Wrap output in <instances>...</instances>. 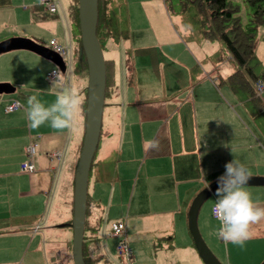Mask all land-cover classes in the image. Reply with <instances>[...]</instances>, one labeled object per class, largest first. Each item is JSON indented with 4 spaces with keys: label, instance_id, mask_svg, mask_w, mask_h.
<instances>
[{
    "label": "crops",
    "instance_id": "1",
    "mask_svg": "<svg viewBox=\"0 0 264 264\" xmlns=\"http://www.w3.org/2000/svg\"><path fill=\"white\" fill-rule=\"evenodd\" d=\"M61 1L56 0L58 11L53 15L37 0H0V42L23 37L46 47L48 40L54 39L63 46L59 33H54L66 26L72 38L71 26L75 24L70 23L69 0L67 6ZM105 7L109 38L118 36L121 53L131 69L127 70L129 83L123 97L111 94L102 109L99 136L105 140L103 146L120 158L108 187L107 209L114 207L124 221L123 230L137 264H202L187 226L193 197L222 176L225 165L234 159L243 163L251 176L264 175V170L259 172L249 161L263 150L235 107L251 101L240 102L243 98L237 92L243 88L233 80V72L225 78L211 75L213 63L203 61L201 50L181 38L178 30L183 24H173L166 0H106ZM73 40L76 48V36ZM210 44L211 50L221 49L220 43ZM54 71L55 64L30 49L0 52V83L12 88L0 97V264H60V247L68 239L67 229L71 232L67 223L81 144L72 134L79 130L80 119L71 129L59 131L48 124L32 129L26 118L30 96L36 95L46 105L55 101L54 91L49 90L53 80L46 79ZM80 74L79 83L73 82L83 100L85 74ZM219 79L228 85L226 91L219 87ZM71 82L67 75L60 83L70 87ZM11 100L19 107L4 112ZM80 114L83 116V107ZM151 140L158 146L151 147ZM31 142L36 144L33 170L25 172L21 166L25 147ZM53 152H58L59 158H52ZM105 160L106 154L100 153L96 162L103 164ZM92 186L95 190L96 182ZM245 189L264 206V184L245 185ZM114 191L118 198L129 197V201L115 203ZM94 195V191L91 195L86 192L89 202L83 234L88 228L91 236L102 209ZM210 212L199 214L198 220L196 215L198 232L222 264H239L229 261L228 249L235 245L218 240V221ZM251 231L253 236L245 245L263 241L254 262L260 264L264 258V220L252 225ZM157 242L163 243V253L150 254L149 246L154 249ZM83 246L91 264L106 263L104 250L90 254L85 240ZM233 255L237 258L239 253L234 251Z\"/></svg>",
    "mask_w": 264,
    "mask_h": 264
},
{
    "label": "rangeland",
    "instance_id": "2",
    "mask_svg": "<svg viewBox=\"0 0 264 264\" xmlns=\"http://www.w3.org/2000/svg\"><path fill=\"white\" fill-rule=\"evenodd\" d=\"M64 1L67 6L68 0H64ZM64 1H61V2H64ZM230 3L232 5V8L234 9L232 17L237 19L241 27H245V25L248 23V20L250 18V14H251L250 7L244 0H230ZM180 7H181V4L179 3V0H166V8L168 11V15L170 16L173 24L175 26H179V24L181 25L183 24V29L178 30L181 38H183L185 42L193 43L194 47L196 46L197 48L201 50L203 61L205 59V61H208L211 64L212 63L215 64L214 67L212 64V68H214V71L211 73V75L217 73L219 77L225 78L227 75L234 72V70H236L238 66L230 58L228 54V50L226 49L224 43L219 38H216V37L212 39H207V38L205 39L201 36L202 27L200 26V14H199L200 12L197 10L196 6L189 4L186 10L184 11H181ZM57 11H58V8H57V3H56V11L55 12L47 11V12L55 15ZM70 23H73V22L71 21ZM66 28L67 27L65 26L64 30L59 29L57 33H54L56 35L59 33V36H60L59 39L62 42L65 48V52H66L65 55L61 54L63 63L66 64L64 71H60L57 68V66H56V71H59L63 75L65 80H67V75H70L71 81H72L70 84V87L75 88L74 82L77 85V83H79L82 77L78 70L72 71V69L76 65V62H75L76 61L75 60L76 48H74L75 41L73 39H74V36H76V39L78 41L79 34H78V30L76 26L72 25L71 26L72 38H71L68 35V32H66L67 30ZM68 28H69L68 30L70 31V26ZM118 39H119L118 36H115V35H113L112 39L106 38L104 42V46L102 47L103 49L102 54H103V58L106 60H109L110 65H111L110 66L111 85H112L111 93L113 94L116 92L117 95H120L123 97V94L127 91V84L129 83V81H128V73L126 69V66H127L126 58L124 57L125 54L121 53L122 46ZM210 43H220L221 49L214 47L211 50L212 44ZM200 44L202 46H200ZM41 45H44V44L42 43ZM70 47L71 49H69ZM129 47H130V44L127 45V48ZM247 66L252 69V72L255 75H261L262 72H264V26H258L255 32L254 41H253V57L249 59V61L247 62ZM67 68L71 70H69L68 72L66 71ZM241 70L244 71V68H242ZM84 78L85 80L83 82V95L86 89L87 76L85 75ZM245 79L247 83L249 84L251 83V79L247 75H245ZM219 82H220L219 87L222 88L223 91H226L228 89V85L225 84L224 82H221L220 79H219ZM77 91L80 95L81 94L80 90H77ZM256 94L258 95V98H259L258 108L249 102H247L244 105L245 107L242 105H235V107L237 109L238 115L240 117H243L244 122L247 124L248 130L252 133L254 138L257 139L258 142L260 143L259 149L263 150V152L260 151L259 153L252 156L251 159H249V161L254 164L256 169L259 172H261L262 170H264V114L261 109L262 107L264 108V90H262L261 92H257ZM3 96H5V93L3 92L0 93V97H3ZM237 96L240 99L243 98L242 100H240L241 103L248 101L247 93L243 89H239V91L237 92ZM105 108L106 106L104 107V110H103V116H105ZM79 119H80L79 120V130L72 134V138L74 136H77L76 140L77 142L80 143L82 139L83 130H84L83 116L81 114H80ZM104 141L105 140H103L102 137L99 136L98 143H97V146L93 154V158H94L93 166L97 165L96 166L97 168L92 167L89 169V172H88L87 192L89 195H91L94 191L95 193L94 196L97 199V203L101 205L102 209H100V211L98 212L99 214L96 217L97 223H96L95 229H93L92 231L93 232L92 234L95 236V238L94 236L89 235V233L87 232V230H89L88 228L85 229L84 231L85 232L84 234L85 246L90 251V254H94V253L100 254L104 250L106 253L105 255L106 263L105 264H137L134 251L132 252L133 261L129 263L123 261L120 258V256H118L117 251H115V247L119 239L124 238L125 242L129 246V241L127 239V233L124 232L123 235L120 237H111L109 235V229L111 228V223L119 222L122 225L123 229L125 226H124V221H122V219H119L118 215L115 213L114 207L112 211L107 209L108 187L115 179V173H116L117 165H118L120 158L115 157V154L111 153L109 147L103 146ZM71 146L72 145H70V148ZM100 153L106 154V160L104 161L103 164H100L99 161L96 162L97 156ZM95 170H96V173H95ZM105 171L107 172V174H104ZM94 176L97 177L96 180H94ZM261 176L263 177L264 175H261ZM95 182H96V186L94 190L92 183H95ZM98 185H101V188L98 189ZM202 189L203 188H201L199 191H201ZM112 197H113L114 202L119 203V204L120 202L124 203L126 200L127 202L129 201V197L128 199H126V197L124 198L123 196H120V198H118L117 191H114ZM216 199L217 197L215 196V192H214V193H211L205 200L202 201V203L200 204L197 210L198 211L196 214L197 220H198L199 214L201 215L202 213H208V211H211L212 206L209 205V201L210 202L212 201L213 204H215ZM210 215H211V212H210ZM218 225H219V222H218ZM217 228H219V226ZM67 232H68V239H69L71 238V232L68 229H67ZM199 232L204 240V243L211 251L212 249L210 248L209 243L206 241V238L202 235L200 230ZM68 239L65 240L63 244L64 246L60 247V250L62 251V254H63V257H61L62 259L60 261V264H72L71 253H70L71 251L70 250L71 248L70 240L71 239L69 241ZM219 239L220 238H218V240ZM221 242H224V241L222 240ZM148 243L149 241L145 242V247H148ZM262 244H263V241L245 245L244 247H239L235 245L233 249L231 250L228 249L227 253L230 255L229 261L235 260L239 264H256L254 262H256L257 252L259 251V248L262 246ZM193 245H194V242H193ZM192 247L197 254L195 246H192ZM163 249H164L163 243L157 242L154 249L151 248V246H149L147 251H149L150 254L152 252L163 253ZM213 250L217 252L216 247H213ZM222 250L225 251V249L221 247V251ZM64 251H65V256H64ZM234 251L239 253L237 258L232 257ZM211 252L213 253V251ZM214 256L218 260L215 254ZM263 259H262V262H263ZM202 264L204 263L202 262Z\"/></svg>",
    "mask_w": 264,
    "mask_h": 264
},
{
    "label": "water",
    "instance_id": "3",
    "mask_svg": "<svg viewBox=\"0 0 264 264\" xmlns=\"http://www.w3.org/2000/svg\"><path fill=\"white\" fill-rule=\"evenodd\" d=\"M97 0H77V24L80 47L86 63V95L84 109V130L73 172L71 219L67 226L71 229L72 264H85L82 257L83 230L88 172L94 150L98 143L101 116L104 105L105 61L96 37ZM13 48H27L50 60L60 71L65 65L61 55L34 40L12 37L0 42V52ZM10 85L0 83V93L11 91ZM262 185L264 177L251 176L246 185ZM218 187V179L199 191L192 199L187 211V226L197 254L204 264H221L204 243L196 225L197 210L210 193ZM260 264H264L261 262Z\"/></svg>",
    "mask_w": 264,
    "mask_h": 264
},
{
    "label": "clouds",
    "instance_id": "4",
    "mask_svg": "<svg viewBox=\"0 0 264 264\" xmlns=\"http://www.w3.org/2000/svg\"><path fill=\"white\" fill-rule=\"evenodd\" d=\"M63 75L56 71L52 86L55 101L49 105L43 103L36 95L27 99L26 118L29 127L39 129L48 124L52 129L62 131L71 129L77 122L83 100L75 88L61 85ZM157 147L158 142H148ZM225 173L218 178L217 197L211 212L219 222L215 235L226 244L244 247L253 232L251 226L264 220V206L254 201L245 185L251 177V171L240 161L234 159L225 165Z\"/></svg>",
    "mask_w": 264,
    "mask_h": 264
},
{
    "label": "trees",
    "instance_id": "5",
    "mask_svg": "<svg viewBox=\"0 0 264 264\" xmlns=\"http://www.w3.org/2000/svg\"><path fill=\"white\" fill-rule=\"evenodd\" d=\"M250 7L251 14L248 23L245 27H241L237 19L232 17L234 9L230 3V0H182L180 2L181 9L183 10L189 4L196 6L197 10L201 14L200 25L202 27L201 34L203 38L212 39L219 38L225 45L226 49L231 55L232 60L237 64L238 68L233 72V80L236 81L239 87L247 90L251 101L254 106L259 105L258 95L254 91V83L262 81L264 83V72L261 75H255L252 69L247 66V62L253 57V41L254 35L258 26H264V0H244ZM105 2L106 0H97V23H96V37L100 44L101 50L104 46L106 38L110 37V33L105 20ZM69 11L72 14V21L78 30L77 24V0H69ZM78 44L76 46V65L74 70H78L79 73L86 75V63L83 52L80 47V41L78 38ZM105 61V89H104V103L107 97L111 96V68L109 60ZM244 68V71L241 69ZM126 69L130 71V67L126 66ZM247 75L251 79V83H247L245 79ZM85 95L83 99V116L85 109ZM264 114V108L262 107ZM100 134V132H99ZM81 145V144H80ZM80 149V146H79ZM79 152V150H78ZM78 156V154H77ZM93 157L89 169L93 164ZM77 160V158H76ZM76 164V163H75ZM88 197L86 196L85 213L88 209ZM84 238V234H83ZM84 242V240H83ZM82 242V257L85 264H91V260L84 253V246ZM132 252V251H131Z\"/></svg>",
    "mask_w": 264,
    "mask_h": 264
},
{
    "label": "built area",
    "instance_id": "6",
    "mask_svg": "<svg viewBox=\"0 0 264 264\" xmlns=\"http://www.w3.org/2000/svg\"><path fill=\"white\" fill-rule=\"evenodd\" d=\"M41 5H43L47 11L49 12H55L56 11V1L55 0H38ZM47 47L50 48L52 51L58 53V54H63L65 55V48L64 46L60 45L59 43L56 42L54 39H49L47 43ZM66 66V64L64 63ZM54 72L51 74L47 75L46 79L47 80H53L54 79ZM63 84V83H61ZM264 90V83L262 81H257L254 83V91L255 93L261 92ZM19 107V103L16 100H11L9 101L3 108L4 112H11ZM36 153V144L31 142L25 147V160L21 166L22 171L25 172H31L33 170V157ZM52 158H59V153L58 152H53L51 154ZM214 204L212 205V207ZM211 207V209H212ZM212 217L213 214L211 212ZM215 218V217H214ZM124 233V230L122 228V225L119 222H114L111 223V228H110V234L113 237H120ZM115 251H117L118 256L125 261V262H132V252L130 247L127 245L125 242L124 238L119 239L118 243L116 244Z\"/></svg>",
    "mask_w": 264,
    "mask_h": 264
}]
</instances>
